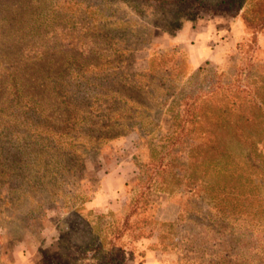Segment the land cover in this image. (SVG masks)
<instances>
[{
  "label": "rangeland",
  "instance_id": "rangeland-1",
  "mask_svg": "<svg viewBox=\"0 0 264 264\" xmlns=\"http://www.w3.org/2000/svg\"><path fill=\"white\" fill-rule=\"evenodd\" d=\"M262 21L0 0V264H264Z\"/></svg>",
  "mask_w": 264,
  "mask_h": 264
},
{
  "label": "trees",
  "instance_id": "trees-1",
  "mask_svg": "<svg viewBox=\"0 0 264 264\" xmlns=\"http://www.w3.org/2000/svg\"><path fill=\"white\" fill-rule=\"evenodd\" d=\"M158 1H165V0H158ZM174 2H179L180 0H173ZM231 3V1L229 2ZM234 7H233V10H234V13H236L242 6V3L240 2L239 4H233ZM261 26H264V21H262L260 23Z\"/></svg>",
  "mask_w": 264,
  "mask_h": 264
},
{
  "label": "crops",
  "instance_id": "crops-1",
  "mask_svg": "<svg viewBox=\"0 0 264 264\" xmlns=\"http://www.w3.org/2000/svg\"><path fill=\"white\" fill-rule=\"evenodd\" d=\"M148 263H149V258H147L146 263H143V264H148ZM138 264H139V262H138Z\"/></svg>",
  "mask_w": 264,
  "mask_h": 264
}]
</instances>
